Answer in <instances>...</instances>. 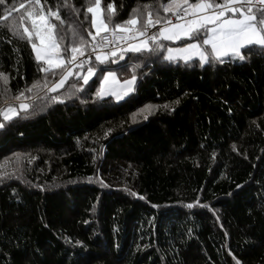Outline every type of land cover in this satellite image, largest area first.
<instances>
[{
	"label": "trees",
	"instance_id": "1",
	"mask_svg": "<svg viewBox=\"0 0 264 264\" xmlns=\"http://www.w3.org/2000/svg\"><path fill=\"white\" fill-rule=\"evenodd\" d=\"M27 2H0V105L34 81L61 75L40 71L45 65L27 39L9 30ZM92 2L41 0L43 12L59 9L64 25L54 35L64 37L62 48L73 44L69 26L88 41L87 32L94 35L86 13ZM168 2L101 6L105 15L114 6V26L134 8L146 19L144 5L156 12ZM162 43L155 53L126 52L142 60L134 91L120 101L94 95L105 71L133 75L108 61L95 65L80 91L72 75L57 92L63 103H49L54 93H44L39 114L0 128V163L12 152L37 153L21 176H0V264H235L233 257L264 264V55L253 49L243 64L226 57L201 66L196 58L166 61L170 41ZM70 88L76 94L65 98ZM146 106L154 113L133 120Z\"/></svg>",
	"mask_w": 264,
	"mask_h": 264
},
{
	"label": "snow or ice",
	"instance_id": "2",
	"mask_svg": "<svg viewBox=\"0 0 264 264\" xmlns=\"http://www.w3.org/2000/svg\"><path fill=\"white\" fill-rule=\"evenodd\" d=\"M40 4L41 0H30V6H40ZM101 5L102 0H93L86 9V13H91V27L96 30V35L88 31L87 36L95 41L92 43V51L96 60L101 64L108 61L110 57H116L117 53L122 58L125 51L135 53L145 50L158 52L164 47L162 43L164 40H181L183 43V47L166 49L164 59L169 62L181 59L187 63L193 57H198L201 66L212 61L222 65L227 57L229 62L243 64L249 59L244 55L245 52L255 49L264 55V0H222L221 3H217L216 0H196L195 3H191L190 0H169L166 4H160L156 12L151 10L154 6L144 5L146 19H141L144 13L139 12L138 8H134L129 20L125 21L124 24H115L111 29L113 38L121 41V44L117 45H113L111 40H107L110 30L109 24L112 23L115 16L114 6L108 4L107 15H105V10ZM20 7L24 8L25 5L21 4ZM159 9L165 13L171 12L176 18L175 22L167 16H160ZM48 17H54L59 22V26ZM48 17L45 16L42 8L38 14L29 11L27 18L31 21V30L25 26L26 21L23 16L9 28L13 35L20 39H27L35 54L36 61H42L45 65L40 68V71L51 75H55L56 69L61 71L59 81L51 85L46 79L43 83L34 81L25 90L27 92L43 88L49 93H56L58 88L65 87V82L69 76H80L79 71L73 73L72 69L82 66L84 61H81V65L76 64L77 57L85 55L90 43L83 34L73 26H69L73 36V44L65 45L62 48L58 41L63 40L64 37L54 35V29L59 31V28L64 25V21L59 15V9L57 11L49 9ZM2 19L4 18L0 17V20ZM85 19H88L87 14ZM157 25H159L158 29L156 28ZM150 29H156V31L149 34ZM102 33L104 35L97 40L96 37ZM138 38H140L139 42H137ZM77 39L78 43L75 42ZM106 40L107 51L104 50ZM123 44H126L127 47H123ZM98 48L99 51H97ZM92 75H94V69L89 67L87 74L82 76L84 85L88 84ZM2 76L3 74H0V77ZM136 83L137 76L135 74L121 83L115 78L114 73L108 72L100 80V85L94 95L97 99L112 96L118 102L134 91ZM72 88H75V85ZM82 89L83 85L77 91ZM75 94L70 88L65 93V98ZM13 99L19 102V109L14 107L11 101H6L0 105V117L4 121H11L13 117L19 115V111L27 112L30 108V104L24 102V99H28L25 97V92H20ZM48 100L49 103L64 102L59 95H52L48 97ZM164 107L169 111L174 110L170 105ZM2 127L5 125L0 123V128ZM237 187L241 186L237 185ZM187 207L193 208L194 205L188 204ZM203 207L207 208L208 206L204 205ZM76 243L80 244L81 242L77 241ZM233 259L235 264H241V261L235 257Z\"/></svg>",
	"mask_w": 264,
	"mask_h": 264
},
{
	"label": "rangeland",
	"instance_id": "3",
	"mask_svg": "<svg viewBox=\"0 0 264 264\" xmlns=\"http://www.w3.org/2000/svg\"><path fill=\"white\" fill-rule=\"evenodd\" d=\"M22 4L25 5L24 8H21L20 7L21 4H20V5L17 6L16 9L19 10V11H21V15L25 18V21H26V23H25L26 27H28L31 30V21L28 20L27 13L29 11H32L34 14H38L40 8L43 9V7L41 6V4H40V6H30V2L22 3ZM8 13H9L8 15H12L15 12L12 11V10H10ZM44 14H45L46 17H48V12L47 11H45ZM8 18H9V16H8ZM48 18L50 19L51 17H48ZM52 18H54V17H52ZM173 18H174V16L172 15L170 17V19L172 20ZM124 22L115 23V24H124ZM173 22H175V21H173ZM113 27L114 26L111 25V26H109V29H112ZM92 29H93L94 34H96V30L94 28H92ZM139 39L140 38H138L137 42H139ZM59 41H60V44L62 45L63 44V41L62 40H59ZM178 41L179 40L170 41V45L167 48H169V47H171V48L183 47V44L178 43ZM179 44H181V45H179ZM67 45H71V44H67ZM123 47L126 48L127 45H125ZM126 52H128V51H125V53H123V57L122 58L120 57V54L117 53V56L116 57H114V58L113 57H110L108 61H113L114 60L115 62H113V64L119 62V63H117L118 65L119 64H122L119 67L125 66L124 69H122L123 70V73L126 72L128 69H130L133 74H136L137 73V69H136L137 67L136 66L139 65L141 63V60H142L141 57H140V54L133 53V54L127 55ZM129 52H131V51H129ZM90 53H91V55H89ZM165 53H166V51H165ZM33 54H34V52H33ZM34 57H35V54H34ZM194 58L199 59L198 57H193L192 59H194ZM178 60L183 61L181 59H178ZM81 61H84V64H85L84 67L86 68V70H74L75 67L72 69L73 73H76L77 71H79L80 74H81L80 76H76V75L74 76V77L79 78L78 81H77L79 85H77L76 83L74 84L75 85V89H79V86L83 82L82 76L85 75V74H87V69L89 67H92L94 69L95 65L101 64L100 62H98L96 60L95 54L91 52V50H90L89 47L87 48V51L85 52V55L83 57H79V56L77 57L76 64L77 65L78 64H81ZM108 61H106V62H108ZM108 72L114 73L115 74V78L118 81H120L121 83L124 80H127V79H121V78H119V74L117 73L116 70H109V71L107 70L102 75H100V77L98 78L99 83H98L97 89H98V87L100 85V80ZM94 73H95V69H94ZM70 77L71 76L68 77V80H69ZM59 79H60V77H59ZM59 79L57 81H59ZM68 80L65 82V87L69 84V81ZM57 81H55V82H57ZM3 82H4V79H3ZM47 82L50 85L52 83H54V82H49V81H47ZM65 87L58 88L57 89V92L61 91ZM41 89H37V90H34L33 92H26L25 93V97H27L28 99H24V102L25 103H29L30 104V108H29V110L27 112L19 111V115L17 117H19V116H25V115H28V114H30L32 116H33V114H39V108L42 105V102L47 100V97H45V94L44 93H48L46 89H42V90ZM97 89H96V91H97ZM57 92L54 93V95H57L58 94ZM72 98H76V97H72ZM112 98L115 100L114 97H112ZM8 101H11L12 102V105L14 107H16L17 109H19V102L18 101H15L13 98L9 99ZM149 113H154L153 112V108L152 107H149V106L147 108L146 107H143L139 111H137L136 114L132 115V118H133V120H135V119L138 120V119H141L142 117L146 116ZM30 115H28V116H30ZM17 117H13V119H15ZM8 122L9 121H4L3 118L0 117V123H3L4 125H6ZM36 158H37V153H35V152H30V151H27V150H20V151L12 152L9 155H7L6 157H4L3 161L0 163V176H6V175H10V174H13L15 176H21V174L23 173L22 172L23 165L25 163H27V162H30L31 163L33 160H36Z\"/></svg>",
	"mask_w": 264,
	"mask_h": 264
},
{
	"label": "built area",
	"instance_id": "4",
	"mask_svg": "<svg viewBox=\"0 0 264 264\" xmlns=\"http://www.w3.org/2000/svg\"><path fill=\"white\" fill-rule=\"evenodd\" d=\"M172 20L175 21L176 18L174 17ZM156 28L158 29V28H159V25H157ZM152 31H156V29H150V30H149V34H151ZM94 35H96V34H94ZM103 35H104L103 33L100 34L99 36L96 37V39H97V40L101 39V37H102ZM107 40H111L112 43H113V45L121 44V41L116 40V39L113 38L112 33H111V29H110L109 32H108ZM107 40L105 41V45H104V50H106V51L108 50ZM92 43H95V41H92V38H90V45H89V47H90L91 52L93 53V51H92ZM125 45H126V44H123L122 46H125ZM99 50H100V49L98 48L97 51H99ZM76 62H77V60H76Z\"/></svg>",
	"mask_w": 264,
	"mask_h": 264
}]
</instances>
